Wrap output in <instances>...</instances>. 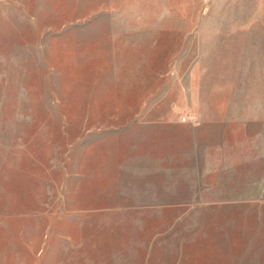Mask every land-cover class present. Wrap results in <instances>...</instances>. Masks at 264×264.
<instances>
[{"label":"rangeland","instance_id":"1","mask_svg":"<svg viewBox=\"0 0 264 264\" xmlns=\"http://www.w3.org/2000/svg\"><path fill=\"white\" fill-rule=\"evenodd\" d=\"M236 62L264 63V0H0V264H124L93 178Z\"/></svg>","mask_w":264,"mask_h":264},{"label":"crops","instance_id":"2","mask_svg":"<svg viewBox=\"0 0 264 264\" xmlns=\"http://www.w3.org/2000/svg\"><path fill=\"white\" fill-rule=\"evenodd\" d=\"M256 65L226 63L218 93L190 94L196 123L131 125L107 174L93 178L89 210L127 213L134 234L122 256L101 258L264 264V63Z\"/></svg>","mask_w":264,"mask_h":264},{"label":"built area","instance_id":"3","mask_svg":"<svg viewBox=\"0 0 264 264\" xmlns=\"http://www.w3.org/2000/svg\"><path fill=\"white\" fill-rule=\"evenodd\" d=\"M187 118L190 119L191 123H196L197 122V116H190V115H184L183 117H181V121L184 122V120H187Z\"/></svg>","mask_w":264,"mask_h":264}]
</instances>
